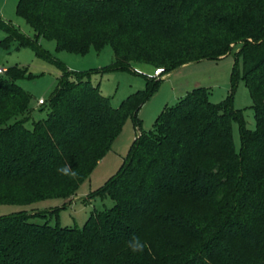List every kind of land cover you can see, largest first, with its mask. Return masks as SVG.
Here are the masks:
<instances>
[{
  "label": "trees",
  "instance_id": "trees-1",
  "mask_svg": "<svg viewBox=\"0 0 264 264\" xmlns=\"http://www.w3.org/2000/svg\"><path fill=\"white\" fill-rule=\"evenodd\" d=\"M28 36L0 15V48L30 47L61 69L44 104L47 117L30 120L33 95L18 80L28 69L0 75V204H30L78 194L113 148L129 116L138 123L160 76L114 107L97 72L163 74L204 59L236 53L232 89L243 79L253 96L256 128L234 108L197 87L166 106L153 129L137 136L119 170L91 197L110 198L83 227L33 222L26 210L0 216V264H264V0H17ZM87 55L111 46L109 66L76 72L46 50ZM32 78V75H29ZM234 122L240 125L236 149ZM69 165L70 179L57 169ZM58 217L59 209L53 210ZM133 236L150 252L133 254Z\"/></svg>",
  "mask_w": 264,
  "mask_h": 264
},
{
  "label": "rangeland",
  "instance_id": "rangeland-1",
  "mask_svg": "<svg viewBox=\"0 0 264 264\" xmlns=\"http://www.w3.org/2000/svg\"><path fill=\"white\" fill-rule=\"evenodd\" d=\"M17 0H0V15L7 21L17 26L22 32L32 37L34 29L17 14ZM6 33L0 29V41L5 39ZM42 46L49 50L60 61L65 63L73 71H90L109 66L114 60L115 54L111 46H106L100 51L91 49L87 55L75 54L68 51H57L56 42L50 39H41ZM243 42L235 43L228 55L219 60L204 59L191 62L170 73L158 75L162 79L158 88L151 98L143 105L138 114V123L134 117L129 116L123 131L113 143V148L103 158L104 162L98 164L80 189L78 194L63 198L39 200L30 204H0V216L26 210L32 217L33 222H49L62 226L83 227L85 221L94 211H99L113 205L110 198L102 199L91 197L90 194L102 187L119 170L124 157L129 154L137 136L153 129L161 111L166 106H173L184 97L190 90L197 87H209L211 90L210 100L215 103L227 98L230 93L234 94V108L244 111L246 125L251 130L256 128L254 99L243 79L237 81L232 89L231 75L235 66L236 53ZM18 47V42L13 43L9 50L0 48V67L19 66L28 69V76L18 80L27 91L33 95L30 120L26 122L32 127L34 120L46 118L47 107L40 105L38 99L48 100L56 88L57 79L61 75V69L49 60L35 53L33 48ZM134 70H118L111 72H97L92 76V83L99 84L102 93L110 98L114 107H119L128 96L147 86V76H153L157 67L148 63H134ZM32 75V78H29ZM157 76V77H158ZM234 141L236 149L242 145L240 137V125L234 122ZM55 209H59L58 217Z\"/></svg>",
  "mask_w": 264,
  "mask_h": 264
},
{
  "label": "clouds",
  "instance_id": "clouds-1",
  "mask_svg": "<svg viewBox=\"0 0 264 264\" xmlns=\"http://www.w3.org/2000/svg\"><path fill=\"white\" fill-rule=\"evenodd\" d=\"M57 171L61 175L67 176L70 179H75L77 176V173L71 170L69 165H64L62 167H59ZM126 250L130 251L133 254L143 253L146 250L150 252V248L147 242L142 241L139 237L136 236H133L129 241L126 242Z\"/></svg>",
  "mask_w": 264,
  "mask_h": 264
},
{
  "label": "built area",
  "instance_id": "built-area-1",
  "mask_svg": "<svg viewBox=\"0 0 264 264\" xmlns=\"http://www.w3.org/2000/svg\"><path fill=\"white\" fill-rule=\"evenodd\" d=\"M5 72H7V67H5V66L0 67V75H1L2 73H5ZM163 72H164V68H162V67H158V69L155 70L153 76L157 77L158 75L163 74ZM38 100H39L38 103H39L40 105H41V104H44V103L46 102V100H45L44 98H40V99H38Z\"/></svg>",
  "mask_w": 264,
  "mask_h": 264
},
{
  "label": "crops",
  "instance_id": "crops-1",
  "mask_svg": "<svg viewBox=\"0 0 264 264\" xmlns=\"http://www.w3.org/2000/svg\"><path fill=\"white\" fill-rule=\"evenodd\" d=\"M16 4H17V1H16ZM189 65V64H188ZM188 65H184V66H188ZM5 67H7V66H5ZM183 67V66H182ZM100 162H99V164H102L103 162H104V158H102L101 160H99Z\"/></svg>",
  "mask_w": 264,
  "mask_h": 264
}]
</instances>
